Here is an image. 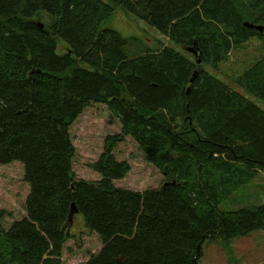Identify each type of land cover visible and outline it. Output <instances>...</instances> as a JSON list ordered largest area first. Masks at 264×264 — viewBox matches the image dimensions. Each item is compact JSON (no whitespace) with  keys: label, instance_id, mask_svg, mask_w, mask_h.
Masks as SVG:
<instances>
[{"label":"trees","instance_id":"1","mask_svg":"<svg viewBox=\"0 0 264 264\" xmlns=\"http://www.w3.org/2000/svg\"><path fill=\"white\" fill-rule=\"evenodd\" d=\"M111 1L197 57L162 42L130 57L128 39L103 28L113 7L101 0H0V166L20 164L29 188L22 218L4 227L12 213L0 211V264H63L77 215L99 244L85 264H199L205 240L230 247L264 231V206L218 210L264 172V110L246 96L264 103V0ZM252 39L260 59L231 77L243 95L205 67L217 72ZM94 105L120 130L86 181L70 130ZM127 139L160 187L117 185L131 170L114 155Z\"/></svg>","mask_w":264,"mask_h":264},{"label":"rangeland","instance_id":"2","mask_svg":"<svg viewBox=\"0 0 264 264\" xmlns=\"http://www.w3.org/2000/svg\"><path fill=\"white\" fill-rule=\"evenodd\" d=\"M101 1L113 7V12L103 24V28L114 30L128 39L125 51L130 57L146 50L156 49L159 42L174 47L184 55H189L180 47L170 44L153 27L126 13L121 7L112 4L111 0ZM44 20L48 19L44 18ZM67 48L64 42L57 41L59 55L66 54ZM260 57V43L258 40L252 39L244 46V49L232 52L228 61L222 64L217 72L206 67L205 70L232 90L244 95L231 81V77L241 75ZM246 96L264 110V103L250 95ZM119 130L118 121L103 105H94L82 113L70 130V138L76 151L73 171L77 179L86 181L99 179L98 175L89 168V165L102 153L106 138L119 134ZM114 155L119 161H127L131 167L129 175L118 182V186L138 191L158 188L162 185L163 175L161 172L146 163L140 150L131 140L127 139L124 143L116 146ZM28 191L29 188L23 180V170L20 164L0 166V211L12 213V217H8L6 214V217L1 221L4 227L24 216L23 208ZM248 206H264V172H261L251 184L241 187L230 198L222 201L218 205V210L234 211ZM73 227L72 230L77 234L78 242L72 240L68 243L72 253L65 249L63 264H85L88 254L98 251V240L96 236L83 234L80 215L75 217ZM220 241L218 238L205 240L201 246L202 257L199 264H264V231H255L249 235L235 238L230 247H225ZM78 244L81 247L77 246Z\"/></svg>","mask_w":264,"mask_h":264},{"label":"water","instance_id":"3","mask_svg":"<svg viewBox=\"0 0 264 264\" xmlns=\"http://www.w3.org/2000/svg\"><path fill=\"white\" fill-rule=\"evenodd\" d=\"M244 26L250 28V29H254L255 31H257L258 33H262L263 31V27L262 26H258V25H249V24H244ZM41 27V26H40ZM193 50H188L189 53L193 54L195 57H197V52H192ZM197 64L200 65L201 62L200 60H197ZM74 207V205H73Z\"/></svg>","mask_w":264,"mask_h":264},{"label":"bare ground","instance_id":"4","mask_svg":"<svg viewBox=\"0 0 264 264\" xmlns=\"http://www.w3.org/2000/svg\"><path fill=\"white\" fill-rule=\"evenodd\" d=\"M76 213V210L74 209V207L72 206V210H71V214H70V217L72 219V216Z\"/></svg>","mask_w":264,"mask_h":264}]
</instances>
